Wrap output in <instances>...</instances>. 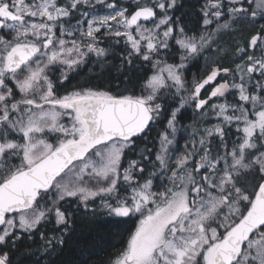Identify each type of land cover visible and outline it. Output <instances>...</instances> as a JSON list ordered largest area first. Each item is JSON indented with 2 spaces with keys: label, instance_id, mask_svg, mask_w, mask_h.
Returning a JSON list of instances; mask_svg holds the SVG:
<instances>
[{
  "label": "snow or ice",
  "instance_id": "1",
  "mask_svg": "<svg viewBox=\"0 0 264 264\" xmlns=\"http://www.w3.org/2000/svg\"><path fill=\"white\" fill-rule=\"evenodd\" d=\"M0 264H264V0H0Z\"/></svg>",
  "mask_w": 264,
  "mask_h": 264
},
{
  "label": "trees",
  "instance_id": "2",
  "mask_svg": "<svg viewBox=\"0 0 264 264\" xmlns=\"http://www.w3.org/2000/svg\"><path fill=\"white\" fill-rule=\"evenodd\" d=\"M191 3L195 4L196 0H191ZM227 63H231V60L227 61ZM206 62L203 60L200 61L199 65V73L197 71V68L192 69L193 75H199L202 73L203 70H205L207 67L205 66ZM88 75H92V73H89ZM87 77L82 76L80 79L83 81ZM96 83H99V81H96ZM114 83H119V81H114ZM196 113L192 111L190 113H186V119L189 115H191L194 118H196ZM194 124V123H193ZM196 128L199 129V126L196 124ZM154 135V134H153ZM131 223L126 225H121L119 228H112L111 234L106 235V243H104L100 248L96 249V255L94 256V261H106L110 257H114V254L120 250L122 247V240L126 239V233L127 230L131 227Z\"/></svg>",
  "mask_w": 264,
  "mask_h": 264
},
{
  "label": "rangeland",
  "instance_id": "3",
  "mask_svg": "<svg viewBox=\"0 0 264 264\" xmlns=\"http://www.w3.org/2000/svg\"><path fill=\"white\" fill-rule=\"evenodd\" d=\"M203 61V60H202ZM205 61V60H204ZM206 62V61H205ZM205 66L207 67V62H206V64H205ZM207 70V68L205 69V70H203L202 71V73L204 72V71H206ZM202 73H200V74H202ZM192 111V110H191ZM196 115V114H195ZM194 120H195V122H194V124H193V129L194 130H202L204 127H210L213 123H215L216 121H215V119H214V117L212 116V114H211V112H209V113H207L205 116H203V117H199V118H194ZM196 124L199 126V129L198 128H196ZM184 142L182 141V143L181 144H183Z\"/></svg>",
  "mask_w": 264,
  "mask_h": 264
},
{
  "label": "flooded vegetation",
  "instance_id": "4",
  "mask_svg": "<svg viewBox=\"0 0 264 264\" xmlns=\"http://www.w3.org/2000/svg\"><path fill=\"white\" fill-rule=\"evenodd\" d=\"M75 83H76V81H73V84H75ZM189 111H190V113L192 112L191 110H189ZM185 122L189 123V124H191V126H193V123L195 122V120L194 119H191V120L186 119ZM181 143H182V141H181ZM131 227H132V225H131Z\"/></svg>",
  "mask_w": 264,
  "mask_h": 264
}]
</instances>
